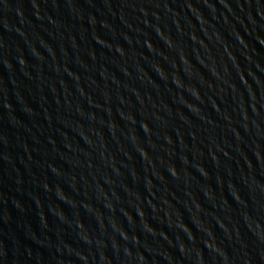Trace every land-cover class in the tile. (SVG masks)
Here are the masks:
<instances>
[{
    "label": "water",
    "instance_id": "95a60500",
    "mask_svg": "<svg viewBox=\"0 0 264 264\" xmlns=\"http://www.w3.org/2000/svg\"><path fill=\"white\" fill-rule=\"evenodd\" d=\"M0 264H264V0H0Z\"/></svg>",
    "mask_w": 264,
    "mask_h": 264
}]
</instances>
